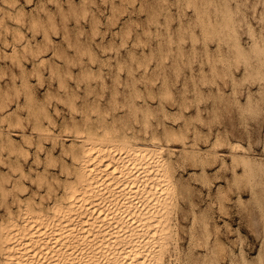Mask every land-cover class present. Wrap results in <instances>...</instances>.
<instances>
[{"label": "rangeland", "instance_id": "374dc122", "mask_svg": "<svg viewBox=\"0 0 264 264\" xmlns=\"http://www.w3.org/2000/svg\"><path fill=\"white\" fill-rule=\"evenodd\" d=\"M10 1H12V2L16 1L14 3L15 5L13 4L9 7L8 4L11 3ZM31 1H32V3H31ZM35 1L36 0H7V2H4V1L2 2V0H0V7H1L0 8V14H2V15H0V22H1L0 28L4 27V29H6V30H4L3 28H2L3 30L0 29V33H1L0 34V51H1L0 52V69L2 70V73L0 72V75H1L0 76V85L3 86V88L0 87L1 88L0 92L4 91L3 94L1 92V94H2L1 96L4 97L3 99L7 98L6 97L7 94L9 96V98H7V99H9V101H7V99H5L4 102H2L3 100H2V97L0 96V101L2 103H5L4 104L5 106L4 105L2 106V103L0 102V104H1L0 108L3 107V109H0V110H2V111H0V117H1L0 118V134H1V136H0V139H1L0 140V151H1L0 152V162L2 163L4 161V164L3 163L0 164V174L1 175L4 174V176H2V177H5L4 179L6 180V181L4 180L3 181L4 183H3L1 181L3 179L0 175V179H1L0 180L1 181V183H0V192H1L0 193V198H1L0 204H2V205H0L1 206L0 216L2 215L0 217V223H3V221L8 217V215L11 212H12L11 217H14V220H16V218L20 215L21 210H24L27 206L30 208H33V206H35L34 208L36 210H40L43 212L44 211L45 212L51 211V209H52L51 206H53L54 203H56L57 201H60V199H61L60 195L63 192V189L61 190V187L63 188L66 185V181H64V180H67L70 176L71 177L73 176V171H71V170H74L75 165L71 159H72L73 154L76 151L78 152L81 148V146H80L81 145V139L80 138L84 137L86 132L89 131V132H92L91 135L93 137H97V139L102 138V139H104V141L106 143L116 145V144L121 142L122 136H125L126 134L130 135L129 137L132 136L133 132H136V134H140V135L144 134L143 130L140 128V125H141V117L140 116L142 115L140 110L141 111L143 110L140 108L142 107V108L146 109V107H147V109H148L150 106L151 108H149V111L153 110L154 112L152 111L153 113H150L147 116L149 119L147 118L145 121H146V123L150 122L151 125L157 129V132L159 134L158 144H161L164 146L167 145L171 150L170 151L171 154H169V157H170L169 160H170V163L172 164V165L170 164V170H171L170 174H171V179L173 178L172 180L174 182V191L172 192L173 204L170 207L171 211L169 214L170 222L172 225H171L170 234H169L170 237L166 240V249L164 251V257L167 260L166 259L163 260L164 261L163 264H167V263L168 264H175V263L176 264H180V263L181 264H206V262L208 264L213 263V262H210L211 258L208 257L209 255L205 254L204 253L205 251L203 252V250L205 248L204 244L206 243V240L208 238L207 231L205 230L208 228L204 227V226H206V225L208 226V221H209V217L207 218V216L209 215L207 212L208 203H207V198L205 196L206 195V189L205 188H207L206 185L208 184L207 178H209V179H211V181H213L212 182L213 188H214L213 197H214V203L216 204V205L213 204L215 216H217V203H216L217 198L215 196L216 190H217V185L219 188H222L221 190L225 193L224 196L226 198L230 197L226 200V205H225L226 208L224 207V214H225L224 216L225 217L223 219H219L217 217L216 222H219L217 224H220L219 227H221L225 231V234H227V236H228L227 237V245L228 244L231 245L233 250L236 251V254H237L236 259L238 257L241 258V256L245 254L244 256H246L247 261H251V264H264V0H215V1L214 0L213 1L212 0H193V2H192V0H188V1L187 0L186 1L185 0H180V1L179 0H157V1L156 0H68L69 2L67 0H37L36 2ZM8 2H10V3H8ZM218 2H221V3H218ZM6 3H8V4H6ZM224 3L227 5L226 6L227 8H229V6H230V8L227 9L225 7ZM195 5L196 6L198 5V7L200 6V8L195 7ZM12 6L14 9L12 8ZM208 6H210V7L206 9V7H208ZM139 8H140V10H139ZM202 8L204 10L205 9L206 10L204 11V10H202ZM215 8H217V10L219 9V12L222 9V12L219 13ZM11 9H13L14 11ZM195 9H196V11H195ZM197 9H199V11ZM3 10L5 11L4 12L5 15L3 14ZM225 10H227V13L225 12ZM6 11H8V12L10 11L9 14ZM197 11L199 12V14L197 13ZM25 12H27V13H25ZM231 12L233 15H231ZM210 15H211V17H210ZM12 16H14L15 18L14 17L12 18ZM200 16L203 17L204 20H202V18L200 19ZM16 17L18 19L17 22L19 24L16 22ZM218 17L221 20H219V19L216 20ZM10 18H12V19H10ZM211 18H212V20H211ZM14 19H15V22H14ZM147 20H149V21H147ZM156 20H157V22H156ZM201 20H202V22L205 21V23L207 25L204 26V23L202 25ZM23 21H24V23H22ZM36 21L37 22L39 21V22L37 23ZM222 21H225V22H222ZM226 21L228 24L230 23L231 27L228 26ZM2 22L5 25H3ZM41 23H42V26H40ZM1 24H2V26H1ZM153 24H156V25H153ZM213 24L216 27L218 26L220 29L218 27L216 28ZM30 25L32 26L31 29H30ZM37 25L40 27H38ZM225 26H226V28H225ZM204 27L208 28L207 30H209V32L206 30H203V29H205ZM212 27L215 28V31L211 30ZM222 27L224 28V30L222 29ZM27 29H28V31H27ZM30 30H31V32H30ZM148 30H149V32H148ZM221 30H222V33H221ZM4 31H6V32H4ZM12 32H15L14 33L15 35H12L13 34ZM204 32H205V34H204ZM218 33H219V35H218ZM2 34H4V36ZM16 34H18V36ZM206 34H208L209 37ZM215 34L218 35L219 37L214 36ZM229 34H231V36H229ZM5 35H6V39L8 37L7 40H9V38H10L11 41L10 40L7 41L5 39ZM210 35L211 36L213 35V36L211 37ZM34 36L36 38H34ZM45 36H46V38H45ZM137 36H139V37H137ZM153 36H155V37L153 38ZM2 37L4 38V40ZM14 37H15L16 41L14 40ZM178 37L180 39H178ZM232 37H234L236 40ZM208 38H210V39H208ZM212 38H213V40H212ZM219 38L221 40H219ZM25 39H26V41H25ZM138 39L140 41H138ZM165 39H167V40L169 39V41L167 42V40H165ZM181 39H182V42H181ZM189 39H190V41H189ZM198 39H199V42L197 43ZM35 40H37V41L35 42ZM124 40H125V42H124ZM205 40H207V42H205ZM217 40H219V41H217ZM20 41L22 43H20ZM146 41H148V42H146ZM164 41H166V42H164ZM179 41H180V43H179ZM203 41H204V43H203ZM7 42H8V44L10 43L9 46H8ZM17 42H19V44ZM123 42L125 45L122 44ZM170 42H172V43H170ZM217 42H220V44ZM37 43L39 45H37ZM167 43H170V44H167ZM1 44H3V45L5 44V45L3 46ZM217 44H219V45H217ZM121 45L124 47H122ZM178 45H179V48H178ZM232 45H234V46H232ZM32 47H34V48H32ZM37 47H38V49H37ZM198 47H200V48H198ZM35 48L37 49V51L35 50ZM159 48H161V50ZM193 48H195V49H193ZM11 49H13V50L11 51ZM26 49H28L29 51ZM31 49L34 52L36 51L35 55L31 51ZM178 49H180V51ZM127 50H129L130 52ZM203 50H204V52H203ZM132 51L134 52V54ZM168 51H170L169 54H168ZM153 52H156V53H153ZM178 52H179V56H178ZM20 53L22 54V56ZM27 53H29V54H27ZM194 53H195V56H194ZM200 53H202V54H200ZM208 53H210V56L208 55ZM157 54H158V56H157ZM31 55H32V57H31ZM39 55H41V58ZM150 56H151V58H149ZM166 56L168 57L167 58L168 60L166 59ZM192 56H193V58H192ZM135 57H137V58H135ZM208 57H210V59ZM19 58H21V61ZM123 58H124V61L126 60V65H125V62H122ZM141 58H142V60L140 61ZM159 58H160V60H159ZM162 58H163V60H161ZM181 58H182V60H181ZM132 59H134V60H132ZM175 59H176V63H175ZM188 59H190L191 61L189 60L190 61L189 62ZM223 59H225V60H223ZM207 60L210 62V64ZM220 60L221 61L223 60V61L221 62ZM31 61H32V64H31ZM138 61L140 62V64H143V62L145 61L144 64L142 65L143 66L142 68H141V65L138 64L139 63ZM160 61H162V62H160ZM192 61H194V62L192 63ZM65 62H67V63H65ZM33 63L35 65L37 64L38 68ZM184 63H185V65H184ZM189 63L191 65V68H189L190 67ZM225 63H226V65H225ZM120 64H121V66H120ZM176 64L178 67L176 66ZM32 65H33V67H31ZM116 65H118L119 67L118 66L116 67ZM146 65H148V68ZM154 65L156 66L155 68H154ZM161 65H162V67H161ZM173 65H174V67L176 66L178 68V71L180 70L179 73L177 72L176 67H175L176 70L174 69ZM127 66H129V68H131V69H129ZM185 66H187V67H185ZM20 67H22V69ZM88 67L89 68L93 67L94 70L92 68H91L92 70L91 69L89 70ZM120 67H121V69H119ZM164 67H165V69H164ZM57 68H59V70H57ZM145 68L148 71H146ZM206 68H208V69H206ZM68 69H69V72L67 71ZM86 69H87V71H86ZM152 69H154V70H152ZM35 70H37L38 72H34ZM65 70L67 72H65ZM96 70H98V71H96ZM100 70L103 72H101ZM121 70H122V72H120ZM181 70H183V71H181ZM209 70L213 71L214 74H213V72H211ZM23 71H24V73H23ZM57 71H59V73H57ZM112 71L115 74H112L113 73ZM135 71H137V72L135 73ZM149 71H151V72H149ZM158 71H160V72H158ZM21 72H22V74H21ZM100 72H101V78L98 79V77L100 76ZM127 72H129V73H127ZM25 73H27V74H25ZM38 73L42 77L39 76L40 77L39 78ZM87 73L89 75L91 74L90 77ZM183 73H184V75H183ZM11 74H13V75H11ZM95 74H96V76H95ZM116 74H118V75H116ZM130 74H132V76ZM147 74L149 77L147 76ZM161 74L164 75L165 79L161 76ZM191 75H192L193 79H192V77H190ZM203 75H204V77H203ZM12 76H13V78L11 79L10 77H12ZM76 76H77V78H76ZM86 76L89 80L86 79ZM180 76H182V77H180ZM201 76H202V78H201ZM93 77H95L94 80H92ZM113 77H114V79H112ZM145 77L149 78V80H150L149 86H145V83H146ZM208 77H211L212 79L211 78L208 79ZM65 78L67 81L64 80ZM102 78L104 81L102 80ZM137 78L139 81L137 80ZM151 78L154 81H152ZM131 79L133 80L132 82H131ZM157 79H158V81H157ZM163 79H164L165 83L163 82ZM206 79H207V81H206ZM22 80H23V82L26 83V85H24L25 83L22 85ZM113 80H114V82H113ZM92 81H94L95 83ZM176 81H178V83ZM61 82H64L65 86ZM154 82H156V84H158L159 86H157ZM168 82L169 83L171 82L174 85H170L171 83L169 84ZM210 82H212V83H210ZM77 83H78V85H76ZM132 83H134V85ZM6 84H8V85H6ZM28 84H29V87H26V86H28ZM87 84H89L91 86H89ZM103 84H105V85H103ZM124 84L127 86H125ZM15 85L16 86L18 85L17 86L18 89L15 88L16 87ZM21 85L23 86V88H21ZM131 85H133V88ZM164 85L166 86L165 88H163ZM7 86H8V89L6 90L5 88H7ZM9 86H11V87H9ZM59 86H60V88H59ZM84 86L87 88H85ZM104 86H105V88H104ZM96 87H98V88H96ZM111 87H112V89H111ZM26 88H28V89H26ZM29 88H31V89H29ZM90 88H91L92 92L90 91ZM103 88H104V90H103ZM145 88L147 89L146 91H145ZM25 89H26V91L28 90L29 92L27 93L25 91ZM65 89H67V90H65ZM120 89L121 90L123 89V90L121 91ZM159 89L161 92L159 91ZM30 90H32V91H30ZM68 90L70 91L71 94L69 93ZM87 90L89 92H87ZM137 90L139 92L135 93ZM153 90H154V92H153ZM17 91H18V93H17ZM71 91L73 92V94ZM85 91H86V93H85ZM110 91H112V92H110ZM163 91H165V92H163ZM6 92H7V94H6ZM19 92H21V93H19ZM54 92L58 96L59 95L60 96L59 97L57 95L54 96ZM169 92H171V93H169ZM4 93H5V95H4ZM15 93L19 94V95L17 96ZM87 93L89 94V96L87 95ZM163 93H165V94H163ZM182 93H183V95H182ZM25 94H27V95L29 94L28 95L29 97L28 96L26 97V98H28V99H26L27 101L25 100V97H23V96H26ZM30 94H32V97L35 100H37V101L34 100L36 102V105L34 104L35 106L32 105L34 101L32 100L33 98L31 97ZM64 94H66V95H64ZM101 94H102V96H101ZM118 94H120V95H118ZM129 94H130V96H129ZM154 94L157 97L154 98V96H155ZM162 94H163V96H160ZM166 94L169 95L168 96L169 98L171 97L173 99L170 98L168 100V97ZM11 95H12V97H11ZM69 95L71 96L72 99L70 98ZM75 95H78V97H76ZM95 95H97V96H95ZM139 95L140 96L144 95V96L140 98ZM146 95H147V97H146ZM152 95H153L154 101H152L153 100V98L151 97ZM13 96H14V98H13ZM99 96H101V97H99ZM112 96L113 97L115 96L114 97L115 100H114V98L113 99L111 98ZM55 97L57 98V101H56ZM60 97H62V98H60ZM126 97H128V98H126ZM129 97H131L132 99ZM66 98H69V99L65 101ZM30 99H31V101H30ZM73 99H74V102H73ZM110 99H111V101H110ZM120 99H121V101H120ZM124 99H126V100H124ZM104 100H105V102H104ZM128 100H129V102H128ZM145 100H146V102H144ZM16 101H18V102H16ZM61 101H63L64 103ZM27 102L29 103V105ZM30 102H32V104H30ZM79 102H80V104H79ZM141 102H143V104ZM121 103L123 104V106L121 105ZM145 103L147 104V106ZM175 103H177L178 106ZM116 104L117 105L119 104L118 107ZM179 104H180V106H179ZM25 105H27L28 107ZM31 105L33 107H31ZM130 105H131V107H130ZM138 105H139V107H137ZM144 105L146 107H144ZM157 105H158V107H157ZM7 106L9 109L6 108ZM15 106H17L18 108ZM37 106L40 109L42 107L43 110H44V108H45V110L47 108V110L43 111L41 109V111H39ZM132 106L134 109H132ZM19 107H21V108H19ZM96 107L98 108V111L95 112V114H94V111L97 110ZM122 107H124V108H122ZM58 108H59V111H58ZM80 108H81V110H79ZM135 108H137V109H135ZM164 108H165V110H167L166 112H164L165 111ZM184 108H186V109H184ZM18 109H20V111ZM31 109H33V110L36 109V110L33 111ZM61 109L63 112L61 111ZM87 109H88V111H87ZM168 109L170 110L171 113L169 112ZM27 110H28V114L26 113ZM37 110L39 111V113ZM69 110H70L71 115L69 114ZM85 110H86V114H84ZM102 110H103V112H102ZM133 110H135V112ZM161 110H164V111H161ZM175 110L178 111V113H176ZM29 111H30V115H29ZM31 111H33L32 114H31ZM35 111H37V113H34ZM74 111H76V113ZM80 111H82V112H80ZM107 111H109V113H108L109 116L107 114ZM129 111H130V113H129ZM58 112H59V114H57ZM101 112H102V117L100 115ZM14 113H17V115L16 114L14 115ZM19 113H21V114H19ZM45 113H47L48 116ZM134 113L135 114L138 113V114H136L137 116H135ZM174 113H175V115H174ZM10 114L14 119L10 116ZM73 114H74V116H73ZM89 114H90V117H89ZM126 114H128L129 116ZM151 114H153V115H151ZM181 114H182V116H180ZM31 115H33V116H31ZM50 115H51V117H49ZM170 115H172V116L174 115L173 118ZM16 116L19 118H17ZM27 116H28V118H27ZM41 116H43V117H41ZM45 116H47V117L44 118ZM132 116H134L133 119H132ZM163 116H164V118H162ZM169 116H170V118H168ZM179 116H180V119H179ZM10 117H11V120H10ZM33 117H34V119H33ZM84 117L89 119V121L86 119V121H87L86 122L84 120L85 119ZM96 117H98V118H96ZM127 117H128V119H127ZM177 117H178V119H177ZM184 117H186V118H184ZM111 118H113L115 121ZM46 119H48V120H46ZM50 119H51L52 123L49 122ZM70 119H72L73 121ZM121 119L122 120L124 119L123 120L124 126H126L128 124L125 128L122 125ZM135 119H136L137 123H135L136 122ZM172 119H174V120L176 119V121L174 122ZM33 120H36L35 121L36 125L34 124V122H31ZM37 120L39 121V123ZM101 120L103 122H101ZM109 120H110V122H108ZM125 120H126V124H125ZM160 120L162 122H160ZM28 121H30V122H28ZM78 121H81V122H78ZM99 121L101 123H99ZM182 121L185 123V126H184ZM8 122H10V123H8ZM53 122L56 125H54ZM88 122H89V125L87 124ZM129 122H131V123H129ZM50 123L52 125H50ZM64 123H66L68 125H66ZM69 123H72V124H69ZM90 123H94L95 125L94 124L90 125ZM108 123H110V124L113 123V124L108 125ZM146 123H145V126H147ZM4 124L6 125V127ZM98 124L99 125L101 124V125L99 126ZM105 124H107V125L105 126ZM30 125H31V127L33 126L32 129L33 130L35 129L34 131L37 130V132L38 133L40 132V133L38 134L37 132H34L31 129ZM75 125H77V126H75ZM92 125H93V127H91ZM102 125H103V127H102ZM2 126H3V128H2ZM60 126H62V127L60 128ZM81 126H84V127H81ZM97 126L99 128L95 129ZM14 127H15V130H14ZM63 127L65 128V131H64ZM68 127H70L71 129ZM75 127L76 128L78 127V129H76ZM113 127H114V129H113ZM117 127L122 128V129H118ZM168 127H169V129H168ZM81 128H83V129H81ZM123 128L126 131V133L123 130ZM129 128L133 132H131ZM163 128L167 129V134L169 135V138H170L169 141L165 140L162 136ZM39 129H40V131H39ZM115 129H116V131H115ZM134 129H136V130H134ZM139 129H140V131H138ZM85 130H86V132H85ZM104 130H106V131H104ZM113 130H114V133H113ZM180 130H181V132H179ZM21 131H23V132H21ZM72 131H74L76 136L74 135V133ZM111 131H112V135H113L112 137H111ZM64 132H66L65 133L66 136H65V134H63ZM81 132L82 133L84 132V133L82 134ZM23 133L25 134V136ZM67 133L68 134L70 133V134L68 135ZM169 133L172 134L171 137H170ZM18 134H20V135H18ZM61 134H63V135H61ZM117 134H119V135H117ZM177 134H178V136H177ZM6 135H7V139H6ZM60 135L63 136V138ZM179 135H180V138H179ZM182 135L186 136L185 137L186 140L183 138L184 136H182ZM28 136H29V138H28ZM36 136H38V138H36ZM17 137L19 139H17ZM22 137H24V138L22 139ZM39 137H41V139L35 141L36 139H39ZM45 137H48V138H45ZM54 137L56 138V140ZM64 137H67V138L65 139ZM74 137L76 139H74ZM110 137H111V139H110ZM119 137H121V138L119 139ZM71 139L73 140V142ZM10 140L11 141L15 140L16 142L14 141V144H13V143H11ZM23 140H26V141L24 142ZM53 140H54V143H52ZM58 140L60 143H58ZM74 140L77 141L78 143H76ZM172 140H173V142H172ZM4 141H6V142H4ZM29 141H31L33 146H31V144L28 145L30 143ZM130 141L132 143L136 142L134 137L131 138ZM160 141H161V143H160ZM181 141L184 144H182ZM1 142H3V144ZM7 142L10 144H13V146L12 145L9 146V144ZM17 143L19 145H21V147ZM62 143H63V146L61 145ZM188 143H190V144H188ZM16 145L19 147H17ZM73 145H76L77 147H75ZM170 145H172V146H170ZM2 146H3V148L4 147L5 148L2 149L1 148ZM40 146L43 149H41ZM70 146L71 147L73 146L74 149L72 150L73 147L71 148ZM193 147H194V149H193ZM207 147H208V149H207ZM63 148L65 149L64 150L65 152L61 151V150H63ZM66 148L70 149V152L68 150L66 151ZM77 148H79V150H77ZM116 148H117V146H114V149H116ZM231 148H232V150H231ZM7 149H9L10 151H8ZM17 149H19V150L17 151ZM22 150H23V152H22ZM33 150L34 151L36 150L35 154H34ZM45 150L48 151L49 153L46 152ZM189 150H190V152H189ZM199 150H200V152H199ZM202 150H204V152ZM213 150H216L217 152L216 151L214 152ZM225 150H227V151H225ZM13 151L14 152L16 151V152L14 153ZM20 151H21V153H19ZM24 151H25V153H24ZM59 151H61V152H59ZM194 151H195V154L193 153ZM7 152H9V153H7ZM185 152H187V153H185ZM210 152H211V154H210ZM227 152H230V153H227ZM18 153L20 156L19 155L16 156V154H18ZM65 153L66 154L69 153V154L66 155ZM179 153L181 154V156ZM201 153H203V154H201ZM207 153H209L210 157L208 156ZM212 153H213V155H212ZM217 153L219 154L218 155L219 159L217 158ZM8 154H11V155H8ZM24 154L26 157L23 156ZM166 154L167 153L165 152V155ZM172 154H174V155H172ZM200 154L203 155V157ZM31 155L33 156L34 159L31 157ZM182 155L185 157L184 159H183ZM211 155H212L213 159H211ZM1 156H3L2 157L3 159H1ZM36 156H37V158L39 157L38 159H39L40 163H39L38 159L36 158ZM167 156H168V154H167ZM9 157H10V159H9ZM200 157L203 158V161H201L202 159L200 160ZM23 158L24 159L27 158V159L24 160ZM204 159H206V161H204ZM214 159H218V160H214ZM36 160H37V164H35ZM62 160H63V162L66 161L65 162L66 164L65 163L63 164ZM184 160H185V162H184ZM209 160H210V162H208V163H210V164L204 163V162H207ZM19 161L22 164H20ZM222 161H225L226 163L222 162ZM5 162H8V163H5ZM70 162H72V164H70ZM55 163H57V164H55ZM60 163L62 164L61 167L59 166ZM214 163H215V165H214ZM18 164H20V165H18ZM39 164H40V166H39ZM44 164H46V165H44ZM16 165H17V167L18 166H20V167L17 168ZM64 165H66L67 167L63 169L62 167H64ZM212 165H214V166H212ZM29 166L31 167V170H35V171H31ZM58 166H59V168H58ZM201 166L202 167L204 166L203 167L204 169ZM14 167H15V169H14ZM70 167H72V168H70ZM11 168L14 169L15 171L13 170L14 171L13 172ZM16 169L17 170L21 169L23 171H21V170L17 171ZM65 169L66 170L68 169L70 171L69 174L72 172L71 173L72 175L70 174V176H68L67 175L68 172L66 173ZM36 170H38V171H36ZM215 170H217V171H215ZM2 171H3V173H2ZM42 171H43V173H42ZM58 171L60 173H58ZM61 171H62V173H61ZM175 171H176V173H174ZM4 172L6 174H8V176ZM21 172H25V173H23V174H25V177L23 176V174ZM37 174H39L38 177H37ZM65 174L67 176H65ZM203 174L205 175V177ZM21 175H22V177H21ZM41 175H42V177H41ZM43 175H44V177H43ZM184 175L185 176L187 175V176L185 177ZM28 176L32 177L33 179H31ZM48 176H50V179H48L49 178ZM55 176H56V178H55ZM8 177H10V179ZM39 177H41L42 179ZM53 177H54V181H53ZM218 177H220L222 180ZM6 178H8L9 181ZM17 178L20 181H22V183L19 182V180L17 182ZM36 178L37 179L39 178V179L36 180ZM226 178H228V179H226ZM12 179H15L16 181L12 180ZM184 179H185V181H184ZM39 180H40V182H39ZM60 180H61V182H59ZM175 180H177V181H175ZM63 182H65V184ZM40 183H42V184H40ZM20 184L23 186H20ZM2 185H3V187H2ZM17 185H19V186H17ZM60 185H62V186H60ZM175 185H176V187H175ZM24 187H27V190ZM48 187H50L52 191ZM177 187H178V189H177ZM22 188H24V189H22ZM41 188H43V189H41ZM58 188H60V189H58ZM56 189H58L57 192H56ZM181 189L183 192L179 191ZM10 190H12V191H10ZM33 191H34V193H33ZM204 191H205V193H204ZM11 192L13 194L12 196H11ZM39 192H41V193H39ZM180 192H182V193H180ZM29 193H32V194H29ZM178 193H180L181 195L180 194L176 195ZM33 194H35V195H33ZM24 195H25V197H24ZM40 195H42L44 198ZM52 195L56 198H53ZM13 196H14V198H13ZM57 196H58L59 200L57 199ZM26 197L27 198L29 197V199H27ZM30 197H32V198H30ZM181 197L183 199H181ZM23 198H25V199H23ZM25 200L26 201L29 200L32 202L28 203V201L26 202ZM2 201H4V202L2 203ZM34 202H36V203H34ZM52 202H53V204H52ZM5 203H6V205H7L6 207L9 211L6 210ZM12 203H14V204L12 205ZM192 205H193V207H192ZM204 208H206V209H204ZM179 209H180V212L178 211ZM14 212H16V214L18 212L19 214H17V215L15 214L16 215L15 216V215H13ZM183 214H184V216H183ZM191 214L193 217L191 216ZM227 217H228V219H227ZM19 218H20V216H19ZM19 218H17V220H20ZM196 218L198 219L197 223H196V221H197ZM205 218H207V220ZM174 221H176V222H174ZM224 221L226 223L227 222L228 223L225 224ZM192 223H194V224H192ZM174 224H175V226L178 225V226H176L177 228L174 226ZM193 225L195 226V228ZM184 226H185V228H183ZM190 226H192V227H190ZM228 226H229V228H228ZM190 228H192L193 230H191ZM231 228H232V230H231ZM191 231H193V232L191 233ZM230 232H232V233H230ZM196 233H197V235H196ZM191 234H192V237L195 234V236L193 237L194 241H192L193 239L191 238ZM232 237H234V238H232ZM175 239H177V240H175ZM201 240H203L204 242H201ZM171 241H173V242L171 243ZM192 242H194V244L195 243L196 244L194 245ZM201 244H203L204 246ZM173 246H174V248L175 247L176 248L174 249ZM169 248H171V249H169ZM179 248L182 250L180 251ZM239 249H240V251H239ZM168 250H170L171 253ZM171 250H174V252ZM177 250L179 251V253ZM188 250H190L191 254L189 253ZM243 250H244V252H243ZM183 254L186 256H183ZM179 255H180V257H179ZM204 255L207 256V258ZM164 257H163V259H164ZM187 258H188V260H187ZM170 260L172 262H170ZM184 260H185V262H184ZM197 260H199V261H197ZM237 261L240 262L239 259H237Z\"/></svg>", "mask_w": 264, "mask_h": 264}, {"label": "bare ground", "instance_id": "6f19581e", "mask_svg": "<svg viewBox=\"0 0 264 264\" xmlns=\"http://www.w3.org/2000/svg\"><path fill=\"white\" fill-rule=\"evenodd\" d=\"M7 2V0H2V2ZM37 1V0H36ZM35 1V2H36ZM68 1V0H67ZM157 1V0H156ZM180 1V0H179ZM186 1V0H185ZM188 1V0H187ZM213 1V0H212ZM215 1V0H214ZM11 2V3H10ZM10 2H8V3H10V4H8V3H6V4H8L9 5V7L11 6V5H13L15 2L13 1H10ZM30 2V1H29ZM40 2V1H39ZM69 2V1H68ZM192 2H193V0H192ZM209 2V1H208ZM222 2V1H221ZM221 2H218V3H221ZM227 2V1H226ZM31 3H32V1H31ZM41 3V2H40ZM71 3V2H70ZM182 3V2H181ZM198 3V2H197ZM212 3V2H211ZM214 3V2H213ZM17 4V3H16ZM36 4V3H35ZM223 4V3H222ZM225 4V3H224ZM228 4V3H227ZM15 5V4H14ZM37 5V4H36ZM181 5V4H180ZM211 5V4H210ZM214 5V4H213ZM17 6V5H16ZM216 6V5H215ZM214 6V7H215ZM227 5L225 4V7H226ZM151 7V6H150ZM195 7H198V5L196 6L195 5ZM194 7V8H195ZM210 6H208V7H206V9L207 8H209ZM220 7V6H219ZM222 7V6H221ZM1 8V7H0ZM12 8H13V6H12ZM22 8V7H21ZM20 8V9H21ZM24 8V7H23ZM37 8V7H36ZM142 8V7H141ZM198 8H200V6L198 7ZM227 8V7H226ZM229 8H230V6H229ZM229 8H227V9H229ZM14 9V8H13ZM13 9H11V10H13ZM26 9V8H25ZM150 9V8H149ZM152 9V8H151ZM205 9V10H206ZM216 10H217V8H215ZM224 9V8H223ZM133 10V9H132ZM139 10H140V8H139ZM156 10V9H155ZM198 11H199V9H197ZM202 10H204L203 8H202ZM204 10V11H205ZM215 10V11H216ZM14 11V10H13ZM131 11V10H130ZM134 11V10H133ZM166 11V10H165ZM195 11H196V9H195ZM197 11V13L199 14V12ZM211 11V10H210ZM218 12H219V9L217 10ZM4 10H3V14H4ZM8 14H9V12L8 11H6ZM155 12V11H154ZM207 12V11H206ZM214 12V11H213ZM220 12H222V9H221V11ZM219 12V13H220ZM225 12L227 13V10H225ZM6 13V14H7ZM12 13V12H11ZM10 13V14H11ZM25 13H27V12H25ZM29 13V12H28ZM7 14V15H8ZM23 14V13H22ZM201 14V13H200ZM205 14V13H204ZM209 14V13H208ZM213 14V13H212ZM0 15H2V14H0ZM5 15V14H4ZM12 15V14H11ZM154 15V14H153ZM163 15V14H162ZM202 15V14H201ZM230 15V14H229ZM231 15H233L232 14V12H231ZM158 16V15H157ZM221 16V15H220ZM14 16H12V18H13ZM210 17H211V15H210ZM209 17V18H210ZM12 18H10V19H12ZM15 18V17H14ZM202 18V20H204L203 19V17H201L200 16V19ZM224 18V17H223ZM234 18V17H233ZM24 19V18H23ZM219 19V17L216 19V20H218ZM17 17H16V22H17ZM202 20H201V22H202ZM211 20H212V18H211ZM219 20H221V19H219ZM225 20V19H224ZM21 21V20H20ZM147 21H149V20H147ZM208 21V20H207ZM206 21V22H207ZM7 22V21H6ZM5 22V23H6ZM14 22H15V19H14ZM35 22V21H34ZM37 22V21H36ZM39 22V21H38ZM37 22V23H38ZM131 22V21H130ZM156 22H157V20H156ZM155 22V23H156ZM222 22H225V21H222ZM233 22V21H232ZM231 22V23H232ZM1 23V22H0ZM3 23V22H2ZM18 23V22H17ZM16 23V24H17ZM22 23H24V21L22 22ZM36 23V24H37ZM147 23V22H146ZM203 23H204V26L205 25H207L206 23H205V21H203L202 22V25H203ZM208 23V22H207ZM212 23V22H211ZM214 23V22H213ZM221 23V22H220ZM226 23H227V21H226ZM8 24V23H7ZM6 24V25H7ZM19 24V23H18ZM31 24V23H30ZM201 24V23H200ZM228 24V23H227ZM234 24V23H233ZM3 25H5L4 23H3ZM32 25V24H31ZM30 25V29L32 28V26ZM153 25H156V24H153ZM214 25V24H213ZM212 25V26H213ZM217 25V24H216ZM219 25V24H218ZM221 25V24H220ZM224 25V24H223ZM222 25V26H223ZM232 25V24H231ZM1 26H2V24H1ZM16 26V25H15ZM19 26V25H18ZM38 26V25H37ZM36 26V27H37ZM40 26H42V23H41V25ZM40 26H38V27H40ZM215 26V25H214ZM228 26H230V23L228 24ZM227 26V27H228ZM21 27V26H20ZM19 27V28H20ZM44 27V26H43ZM155 27V26H154ZM216 27V26H215ZM218 27V26H217ZM216 27V28H217ZM231 27V26H230ZM233 27V26H232ZM3 29H4V27H2ZM2 28H0V29H2ZM6 28V27H5ZM205 28V27H204ZM214 27H212V31L214 30L215 31V28L213 29ZM219 28V27H218ZM225 28H226V26H225ZM2 29V30H3ZM153 29V28H152ZM208 28H205V29H203V30H206V31H208L209 32V30H207ZM220 29V28H219ZM218 29V30H219ZM222 29L224 30V28L222 27ZM4 30H6V29H4ZM21 30V29H20ZM24 30V29H23ZM33 30V29H32ZM238 30V29H237ZM25 31V30H24ZM27 31H28V29H27ZM128 31V30H127ZM154 31V30H153ZM205 31V32H206ZM4 32H6V31H4ZM26 32V31H25ZM30 32H31V30H30ZM34 32V31H33ZM129 32V31H128ZM140 32V31H139ZM148 32H149V30H148ZM157 32V31H156ZM155 32V33H156ZM203 32V31H202ZM205 32H204V34H205ZM207 32V33H208ZM13 33V34H12ZM11 34L12 35H15L14 33L15 32H12ZM17 33V32H16ZM35 33V32H34ZM131 33V32H130ZM129 33V34H130ZM138 33V32H137ZM213 33V32H212ZM220 33V32H219ZM219 33H218V35H219ZM221 33H222V30H221ZM1 34V33H0ZM127 34V33H126ZM128 34V35H129ZM151 34V33H150ZM214 34V33H213ZM3 36H4V34H2ZM17 36H18V34H16ZM35 35V34H34ZM208 37H209V35L208 34H206ZM218 35H214V36H216V37H219ZM236 35V34H235ZM238 35V34H237ZM22 36V35H21ZM151 36V35H150ZM211 36V35H210ZM213 36V35H212ZM211 36V37H212ZM229 36H231V34H229ZM233 36V35H232ZM16 37V36H15ZM15 37H14V40H15ZM24 37V36H23ZM30 37V36H29ZM44 37V36H43ZM137 37H139V36H137ZM155 36H153V38H154ZM163 37V36H162ZM204 37V36H203ZM235 37V36H234ZM234 37H232V38H234ZM238 37V36H237ZM3 38V37H2ZM1 38V39H2ZM21 38V37H20ZM19 38V39H20ZM31 38V37H30ZM34 38H36L35 36H34ZM45 38H46V36H45ZM221 38V37H220ZM219 38V40H221ZM236 38V37H235ZM234 38V39H235ZM5 39H6V35H5ZM7 39H8V37H7ZM6 39V40H7ZM13 39V38H12ZM23 39V38H22ZM124 39V38H123ZM178 39H180L179 37H178ZM208 39H210V38H208ZM207 39V40H208ZM3 40H4V38H3ZM5 40V41H6ZM9 40H10V38H9ZM9 40H7V41H9ZM132 40V39H131ZM159 40V39H158ZM165 40H167V39H165ZM207 40H205V42H207ZM212 40H213V38H212ZM215 40V39H214ZM219 40H217V41H219ZM236 40V39H235ZM2 41V40H1ZM11 41V40H10ZM16 41V40H15ZM19 41V40H18ZM25 41H26V39H25ZM37 40H35V42H36ZM138 41H140L139 39H138ZM156 41V40H155ZM169 41V39L167 40V42ZM176 41V40H175ZM184 41V40H183ZM189 41H190V39H189ZM14 42V41H13ZM32 42V41H31ZM39 42V41H38ZM122 42V41H121ZM124 42H125V40H124ZM124 42L122 43V44H124ZM146 42H148V41H146ZM163 42V41H162ZM164 42H166V41H164ZM174 42V41H173ZM181 42H182V39H181ZM199 42V39H198V41H197V43ZM4 43V42H3ZM18 44H19V42H17ZM20 43H22L21 41H20ZM24 43V42H23ZM136 43V42H135ZM141 43V42H140ZM158 43V42H157ZM160 43V42H159ZM170 43H172V42H170ZM170 43H167V44H170ZM179 43H180V41H179ZM195 43V42H194ZM196 43V44H197ZM203 43H204V41H203ZM217 43H219L220 44V42H217ZM7 44H8V42H7ZM10 44V43H9ZM9 44H8V46H9ZM133 44V43H132ZM142 44V43H141ZM176 44V43H175ZM219 44H217V45H219ZM236 44V43H235ZM1 45H3V44H1ZM5 45V44H4ZM3 45V46H4ZM23 45V44H22ZM37 45H39L38 43H37ZM125 45V44H124ZM138 45V44H137ZM158 45V44H157ZM208 45V44H207ZM206 45V46H207ZM34 46V45H33ZM122 46V45H121ZM135 46V45H134ZM145 46V45H144ZM159 46V45H158ZM168 46V45H167ZM232 46H234V45H232ZM14 47V46H13ZM18 47V46H17ZM28 47V46H27ZM122 47H124V46H122ZM171 47V46H170ZM193 47V46H192ZM10 48V47H9ZM12 48V47H11ZM32 48H34V47H32ZM154 48V47H153ZM178 48H179V45H178ZM181 48V47H180ZM198 48H200V47H198ZM197 48V49H198ZM206 48V47H205ZM4 49V48H3ZM2 49V50H3ZM20 49V48H19ZM23 49V48H22ZM37 49H38V47H37ZM37 49L35 48V50L37 51ZM155 49V48H154ZM157 49V48H156ZM160 50H161V48H159ZM177 49V48H176ZM191 49V48H190ZM193 49H195V48H193ZM208 49V48H207ZM13 49H11V51H12ZM26 50H28V49H26ZM25 50V51H26ZM41 50V49H40ZM151 50V49H150ZM158 50V49H157ZM179 51H180V49H178ZM192 50V49H191ZM205 50V49H204ZM204 50H203V52H204ZM21 51V50H20ZM29 51V50H28ZM27 51V52H28ZM31 51H32V49H31ZM35 51V52H36ZM127 51H129V50H127ZM143 51V50H142ZM154 51V50H153ZM172 51V50H171ZM1 52V51H0ZM19 52V51H18ZM17 52V53H18ZM33 52V54L35 55V52L34 51H32ZM117 52V51H116ZM130 52V51H129ZM133 52V51H132ZM150 52V51H149ZM148 52V53H149ZM169 52L170 51H168V54H169ZM182 52V51H181ZM191 52V51H190ZM189 52V53H190ZM210 52V51H209ZM23 53V52H22ZM42 53V52H41ZM142 53V52H141ZM147 53V54H148ZM153 53H156V52H153ZM165 53V52H164ZM212 53V52H211ZM4 54V53H3ZM21 54V53H20ZM27 54H29V53H27ZM133 54H134V52H133ZM138 54V53H137ZM146 54V53H145ZM150 54V53H149ZM200 54H202V53H200ZM131 55V54H130ZM166 55V54H165ZM171 55V54H170ZM191 55V54H190ZM189 55V56H190ZM208 55L210 56V53H208ZM18 56V55H17ZM21 56H22V54H21ZM40 56V58H41V55H39ZM157 56H158V54H157ZM177 56V55H176ZM178 56H179V52H178ZM188 56V57H189ZM194 56H195V53H194ZM206 56V55H205ZM20 57V56H19ZM31 57H32V55H31ZM123 57V56H122ZM130 57V56H129ZM141 57V56H140ZM161 57V56H160ZM172 57V56H171ZM204 57V56H203ZM36 58V57H35ZM47 58V57H46ZM125 58V57H124ZM124 58H123V61L122 62H125V65H126V60L124 61ZM135 58H137V57H135ZM144 58V57H143ZM149 58H151V56L149 57ZM168 57L166 56V59H167ZM175 58V57H174ZM190 58V57H189ZM192 58H193V56H192ZM209 59H210V57H208ZM214 58V57H213ZM221 58V57H220ZM20 59V61H21V58H19ZM27 59V58H26ZM119 59V58H118ZM154 59V58H153ZM172 59V58H171ZM199 59V58H198ZM197 59V60H198ZM39 60V59H38ZM46 60V59H45ZM44 60V61H45ZM132 60H134V59H132ZM138 60V59H137ZM136 60V61H137ZM142 60V58L140 59V61ZM158 60V59H157ZM159 60H160V58H159ZM161 60H163V58L161 59ZM168 60V59H167ZM181 60H182V58H181ZM190 59H188V61H189ZM193 60V59H192ZM214 60V59H213ZM223 60H225V59H223ZM222 60V61H223ZM28 61V60H27ZM35 61V60H34ZM120 61V62H121ZM191 61V60H190ZM189 61V62H190ZM208 61V60H207ZM221 61V60H220ZM221 61V62H222ZM37 62V61H36ZM43 62V61H42ZM119 62V63H120ZM131 62V61H130ZM139 62V61H138ZM145 62V61H144ZM144 62H143V64H144ZM149 62V61H148ZM160 62H162V61H160ZM159 62V63H160ZM194 61H192V63H193ZM201 62V61H200ZM209 62V61H208ZM212 62V61H211ZM215 62V61H214ZM225 62V61H224ZM227 62V61H226ZM18 63V62H17ZM65 63H67V62H65ZM118 63V64H119ZM132 63V62H131ZM142 63V62H141ZM175 63H176V59H175ZM198 63V62H197ZM31 64H32V61H31ZM34 64V63H33ZM139 65H141V68L143 67L142 65L143 64H140V62L138 63ZM137 64V65H138ZM150 64V63H149ZM204 64V63H203ZM209 64H210V62H209ZM24 65V64H23ZM35 65V64H34ZM175 65V64H174ZM174 65H173V67H174ZM184 65H185V63H184ZM225 65H226V63H225ZM19 66V65H18ZM36 67H37V64L35 65ZM118 65H116V67H117ZM120 66H121V64H120ZM147 66V68H148V65H146ZM170 66V65H169ZM176 66H177V64H176ZM175 66V67H176ZM188 66V65H187ZM187 66H185V67H187ZM190 66V67H189ZM189 68H191V65H190V63H189ZM214 66V65H213ZM31 67H33V65L31 66ZM84 67V66H83ZM119 67V66H118ZM128 68H129V66H127ZM156 66L154 65V68H155ZM161 67H162V65H161ZM172 67V66H171ZM175 67H174V69H175ZM178 67V66H177ZM176 67V68H177ZM198 67V66H197ZM212 67V66H211ZM19 68V67H18ZM21 69H22V67H20ZM35 68V67H34ZM38 68V67H37ZM62 68V67H61ZM89 68V67H88ZM93 69V67H90L89 68V70L90 69ZM158 68V67H157ZM167 68V67H166ZM53 69V68H52ZM91 69V70H92ZM119 69H121V67L119 68ZM118 69V70H119ZM129 69H131V68H129ZM128 69V70H129ZM138 69V68H137ZM146 69V68H145ZM161 69V68H160ZM163 69V68H162ZM164 69H165V67H164ZM169 69V68H168ZM173 69V70H174ZM199 69V68H198ZM202 69V68H201ZM206 69H208V68H206ZM212 69V68H211ZM38 70V69H37ZM37 70H35L34 72H38ZM54 70V69H53ZM52 70V71H53ZM57 70H59V68H57ZM79 70V69H78ZM94 70V69H93ZM152 70H154V69H152ZM176 70V69H175ZM174 70V71H175ZM203 70V69H202ZM201 70V71H202ZM68 72H69V69L67 70ZM66 70H65V72H67ZM82 71V70H81ZM86 71H87V69H86ZM96 71H98V70H96ZM101 71V70H100ZM146 71H148L147 69H146ZM162 71V70H161ZM180 71V70H179ZM179 71H178V68H177V72L179 73ZM181 71H183V70H181ZM206 71V70H205ZM209 71H211V70H209ZM0 72L2 73V70L0 69ZM61 72V71H60ZM91 72V71H90ZM101 72H103V71H101ZM101 72H100V76L98 77V79L99 78H101ZM113 72V71H112ZM118 72V71H117ZM120 72H122V70L120 71ZM137 71H135V73H136ZM144 72V71H143ZM149 72H151V71H149ZM158 72H160V71H158ZM191 72V71H190ZM211 72H213V71H211ZM20 73V72H19ZM23 73H24V71H23ZM57 73H59V71H57ZM81 73V72H80ZM79 73V74H80ZM127 73H129V72H127ZM157 73V72H156ZM177 73V74H178ZM207 73V72H206ZM21 74H22V72H21ZM25 74H27V73H25ZM39 74V73H38ZM63 74V73H62ZM78 74V73H77ZM88 74V73H87ZM99 74V73H98ZM109 74V73H108ZM112 74H115L114 72L112 73ZM133 74V73H132ZM132 74H130L131 76H132ZM144 74V73H143ZM164 74V73H163ZM213 74H214V72H213ZM11 75H13V74H11ZM10 75V76H11ZM20 75V74H19ZM53 75V74H52ZM73 75V74H72ZM89 75V74H88ZM91 75V74H90ZM90 75H89V77H90ZM94 75V74H93ZM116 75H118V74H116ZM138 75V74H137ZM182 75V74H181ZM183 75H184V73H183ZM207 75V74H206ZM1 76V75H0ZM15 76V75H14ZM28 76V75H27ZM40 76V74L38 75V77ZM95 76H96V74H95ZM103 76V75H102ZM107 76V75H106ZM110 76V75H109ZM147 76H148V74H147ZM161 76L164 78V75H162L161 74ZM174 76V75H173ZM177 76V75H176ZM198 76V75H197ZM16 77V76H15ZM21 77V76H20ZM40 77H42V76H40ZM39 77V78H40ZM67 77V76H66ZM69 77V76H68ZM105 77V76H104ZM118 77V76H117ZM149 77V76H148ZM155 77V76H154ZM166 77V76H165ZM180 77H182V76H180ZM190 77H192V75L190 76ZM203 77H204V75H203ZM212 77V76H211ZM211 77H208V79L209 78H211ZM11 79L13 78V76L12 77H10ZM29 78V77H28ZM76 78H77V76H76ZM94 78L95 77H93L92 78V80H94ZM124 78V77H123ZM126 78V77H125ZM174 78V77H173ZM184 78V77H183ZM201 78H202V76H201ZM200 78V79H201ZM56 79V78H55ZM75 79V78H74ZM84 79V78H83ZM86 79H88L87 78V76H86ZM112 79H114V77L112 78ZM116 79V78H115ZM134 79V78H133ZM143 79V78H142ZM165 79V78H164ZM164 79H163V82H164ZM168 79V78H167ZM192 79H193V77H192ZM212 79V78H211ZM7 80V79H6ZM14 80V79H13ZM21 80V79H20ZM57 80V79H56ZM64 80H66V78L64 79ZM89 80V79H88ZM101 80V79H100ZM102 80H103V78H102ZM101 80V81H102ZM137 80H138V78H137ZM136 80V81H137ZM145 80H146V83H145V86H149V84H150V80H149V78H147V77H145ZM151 80H152V78H151ZM15 81V80H14ZM63 81V80H62ZM67 81V80H66ZM104 81V80H103ZM118 81V80H117ZM129 81V80H128ZM133 80L131 79V82H132ZM139 81V80H138ZM152 81H154V80H152ZM157 81H158V79H157ZM156 81V82H157ZM160 81V80H159ZM206 81H207V79H206ZM209 81V80H208ZM9 82V81H8ZM65 82V81H64ZM64 82H61L63 85H64ZM92 82H94V81H92ZM113 82H114V80H113ZM130 82V81H129ZM135 82V81H134ZM156 82H154L155 84H156ZM172 82V81H171ZM170 82V83H171ZM177 83H178V81H176ZM182 82V81H181ZM7 83V82H6ZM13 83V82H12ZM21 83V82H20ZM25 82H23V80H22V85L24 84ZM58 83V82H57ZM79 83V82H78ZM78 83L76 84V85H78ZM90 83V82H89ZM95 83V82H94ZM165 83V82H164ZM169 83V82H168ZM169 83V84H170ZM176 83V84H177ZM210 83H212V82H210ZM30 84V83H29ZM29 84H28V86H26V87H29ZM97 84V83H96ZM131 84V83H130ZM133 85H134V83H132ZM141 84V83H140ZM152 84V83H151ZM160 84V83H159ZM209 84V83H208ZM6 85H8V84H6ZM14 85V84H13ZM12 85V86H13ZM21 85V88H23V86ZM24 85H26V83L24 84ZM62 85V86H63ZM85 85V84H84ZM87 85H89V84H87ZM103 85H105V84H103ZM107 85V84H106ZM112 85V84H111ZM125 85V84H124ZM123 85V86H124ZM133 85H131L132 86V88H133ZM157 86H159L158 84H156ZM163 85V84H162ZM170 85H174V84H170ZM16 86V85H15ZM18 86V85H17ZM17 86L15 87V88H17ZM56 86V85H55ZM65 86V85H64ZM69 86V85H68ZM89 86H91V85H89ZM110 86V85H109ZM122 86V85H121ZM125 86H127V85H125ZM139 86V85H138ZM0 87H2L3 88V86H1L0 85ZM9 87H11V86H9ZM70 87V86H69ZM85 87V86H84ZM93 87V86H92ZM130 87V86H129ZM166 86L164 85V87L163 88H165ZM14 88V89H15ZM20 88V87H19ZM25 88V87H24ZM59 88H60V86H59ZM79 88V87H78ZM82 88V87H81ZM85 88H87V87H85ZM96 88H98V87H96ZM100 88V87H99ZM104 88H105V86H104ZM104 88H103V90H104ZM123 88V87H122ZM125 88V87H124ZM142 88V87H141ZM1 89V88H0ZM6 90L8 89V86H7V88H5ZM11 89V88H10ZM18 89V88H17ZM26 89H28V88H26ZM26 89H25V91H26ZM29 89H31V88H29ZM69 89V88H68ZM71 89V88H70ZM75 89V88H74ZM83 89V88H82ZM111 89H112V87H111ZM129 89V88H128ZM139 89V88H138ZM153 89V88H152ZM167 89V88H166ZM3 90V89H2ZM65 90H67V89H65ZM85 90V89H84ZM121 90V89H120ZM123 90V89H122ZM121 90V91H122ZM136 90V89H135ZM147 89L145 88V91H146ZM170 90V89H169ZM168 90V91H169ZM30 91H32V90H30ZM69 91V90H68ZM73 91V90H72ZM71 91V92H72ZM90 91H91V88H90ZM94 91V90H93ZM150 91V90H149ZM159 91H160V89H159ZM2 92V91H1ZM1 92H0V96L3 94V92H2V94H1ZM23 92V91H22ZM27 93L29 92L28 90L26 91ZM49 92V91H48ZM59 92V91H58ZM77 92V91H76ZM87 92H89L88 90H87ZM92 92V91H91ZM90 92V93H91ZM104 92V91H103ZM110 92H112V91H110ZM132 92V91H131ZM137 92H139L138 90L135 92V93H137ZM148 92V91H147ZM151 92V91H150ZM153 92H154V90H153ZM161 92V91H160ZM163 92H165V91H163ZM17 93H18V91H17ZM19 93H21V92H19ZM25 93V92H24ZM60 93V92H59ZM69 93H70V91H69ZM83 93V92H82ZM85 93H86V91H85ZM98 93V92H97ZM119 93V92H118ZM121 93V92H120ZM134 93V94H135ZM167 93V92H166ZM169 93H171V92H169ZM6 94H7V92H6ZM16 94V93H15ZM67 94V93H66ZM66 94H64V95H66ZM71 94V93H70ZM72 94H73V92H72ZM75 94V93H74ZM96 94V93H95ZM100 94V93H99ZM105 94V93H104ZM108 94V93H107ZM124 94V93H123ZM127 94V93H126ZM132 94V93H131ZM139 94V93H138ZM152 94V93H151ZM150 94V95H151ZM159 94V93H158ZM163 94H165V93H163ZM163 94L162 95H160V96H163ZM4 95H5V93H4ZM3 95V96H4ZM10 95V94H9ZM14 95V94H13ZM17 96L19 95V94H16ZM26 96H23V97H25V100L26 99H28V98H26L28 95L27 94H25ZM31 95V97H32V94H30ZM55 95H57L55 92H54V96ZM62 95V94H61ZM82 95V94H81ZM87 95L89 96V94L87 93ZM117 95V94H116ZM118 95H120V94H118ZM155 95V94H154ZM167 95V97L169 96L168 94H166ZM176 95V94H175ZM182 95H183V93H182ZM181 95V96H182ZM58 96V95H57ZM56 96V97H57ZM60 96V95H59ZM58 96V97H59ZM63 96V95H62ZM70 96V95H69ZM73 96V95H72ZM76 97H78V95H75ZM95 96H97V95H95ZM101 96H102V94H101ZM101 96H99V97H101ZM104 96V95H103ZM127 96V95H126ZM129 96H130V94H129ZM144 96V95H143ZM143 96H140L139 95V97L141 98V97H143ZM172 96V95H171ZM2 97V96H1ZM6 97L7 98H9V96H8V94L6 95ZM11 97H12V95H11ZM29 97V96H28ZM55 97V98H56ZM74 97V96H73ZM75 97V98H76ZM110 97V96H109ZM115 97V96H114ZM113 96L111 97L112 99L114 98ZM138 97V98H139ZM146 97H147V95H146ZM150 97V96H149ZM152 98H153V95L151 96ZM155 97H157L156 95L154 96V98ZM4 97H2V102H4V100L5 99H7V98H5V99H3ZM13 98H14V96H13ZM33 98V97H32ZM31 98V99H32ZM60 98H62V97H60ZM70 98H71V96H70ZM93 98V97H92ZM91 98V99H92ZM126 98H128V97H126ZM129 98H131V97H129ZM134 98V97H133ZM151 98V99H152ZM154 98H153V100L152 101H154ZM171 98V97H170ZM169 97H168V100L170 99ZM18 99V98H17ZM31 99H30V101H31ZM37 99V98H36ZM69 98H66L65 99V101L66 100H68ZM72 99V98H71ZM94 99V98H93ZM92 99V100H93ZM132 99V98H131ZM146 99V98H145ZM171 99H173V98H171ZM33 101L35 100L34 98L32 99ZM114 100H115V98H114ZM124 100H126V99H124ZM150 100V99H149ZM162 100V99H161ZM183 100V99H182ZM7 101H9V99H7ZM11 101V100H10ZM13 101V100H12ZM27 101V100H26ZM35 101H37V100H35ZM34 101V102H35ZM56 101H57V98H56ZM60 101V100H59ZM58 101V102H59ZM71 101V100H70ZM110 101H111V99H110ZM120 101H121V99H120ZM134 101V100H133ZM151 101V100H150ZM1 102V101H0ZM1 102V103H2ZM16 102H18V101H16ZM20 102V101H19ZM24 102V101H23ZM22 102V103H23ZM33 102V104H32V102H30V104H32V105H36V102L34 103ZM61 102H63V101H61ZM73 102H74V99H73ZM72 102V103H73ZM87 102V101H86ZM104 102H105V100H104ZM115 102V101H114ZM128 102H129V100H128ZM132 102V101H131ZM144 102H146V100L144 101ZM149 102V101H148ZM166 102V101H165ZM25 103V102H24ZM28 103V102H27ZM26 103V104H27ZM64 103V102H63ZM67 103V102H66ZM94 103V102H93ZM99 103V102H98ZM109 103V102H108ZM112 103V102H111ZM117 103V102H116ZM140 103V102H139ZM142 104H143V102H141ZM151 103V102H150ZM168 103V102H167ZM184 103V102H183ZM5 103H2V106L4 105ZM18 104V103H17ZM70 104V103H69ZM74 104V103H73ZM79 104H80V102H79ZM97 104V103H96ZM110 104V103H109ZM108 104V105H109ZM115 104V103H114ZM125 104V103H124ZM130 104V103H129ZM146 104V103H145ZM177 106H178V104L177 103H175ZM181 104V103H180ZM180 104H179V106H180ZM28 105H29V103H28ZM31 105V107H33ZM34 105V106H35ZM39 105V104H38ZM56 105V104H55ZM54 105V106H55ZM65 105V104H64ZM68 105V104H67ZM71 105V104H70ZM75 105V104H74ZM78 105V104H77ZM83 105V104H82ZM98 105V104H97ZM106 105V104H105ZM117 105V104H116ZM119 105V104H118ZM118 105H117V107H118ZM121 105L123 106V104L121 103ZM132 105V104H131ZM131 105H130V107H131ZM161 105V104H160ZM164 105V104H163ZM182 105V104H181ZM0 106H1V104H0ZM5 106V105H4ZM18 106V105H17ZM17 106H15V107H17ZM22 106V105H21ZM25 106H27V105H25ZM43 106V105H42ZM69 106V105H68ZM76 106V105H75ZM74 106V107H75ZM104 106V105H103ZM107 106V105H106ZM111 106V105H110ZM115 106V105H114ZM113 106V107H114ZM125 106V105H124ZM142 106V105H141ZM140 106V107H141ZM146 106H147V104H146ZM145 105H144V107H146ZM154 106V105H153ZM156 106V105H155ZM162 106V105H161ZM28 107V106H27ZM38 107V106H37ZM60 107V106H59ZM80 107V106H79ZM78 107V108H79ZM95 107V106H94ZM93 107V108H94ZM127 107V106H126ZM137 107H139V105L137 106ZM157 107H158V105H157ZM171 107V106H170ZM173 107V106H172ZM5 108V107H4ZM6 108H8V106L6 107ZM13 108V107H12ZM18 108V107H17ZM19 108H21V107H19ZM25 108V107H24ZM36 108V107H35ZM70 108V107H69ZM90 108V107H89ZM110 108V107H109ZM122 108H124V107H122ZM149 108H151L150 106H149ZM149 108L147 109V107H146V109H144V108H140V109H143L142 111L140 110V112H141V125H140V128L143 130V132H144V134H136V132H133V131H131V129H130V131L131 132H133V134H132V136L131 137H129L130 135H128V134H126L125 136H122V140H121V142L120 143H118V144H116V145H114V144H109V143H106L105 141H104V139H102V138H98L97 139V137H93L92 135H91V133L92 132H89V131H87L86 132V130H85V132H86V134H85V136L84 137H82V138H80L81 139V148H80V150H79V148H77V150H79L78 152L76 151L74 154H73V156H72V161H73V163H74V165H75V167H74V170H71V171H73V176L71 177L70 176V174L72 173H70L69 174V170L67 171L66 169H65V172L67 173L68 172V176H70L67 180H64V181H66V185L62 188L61 187V190L63 189V192H62V194L60 195V201H57L56 203H54V205L53 206H51L52 207V209H51V211H47V212H43V211H40V210H36L34 207L35 206H33V208H30V207H26L24 210H21V212H20V218H19V216L17 217V218H19L20 220H17V218H16V220H14V217H11L12 215H11V213L8 215V217L3 221V223H0V264H163V260H165L166 258L164 257V251H165V249H166V240L170 237V229H171V222H170V216H169V214H170V211H171V206H172V204H173V198H172V192L174 191V182H173V178L171 179V170H170V160H169V154H171L170 153V148L166 145V146H164V145H161V144H158V140H159V134H158V132H157V129L154 127V126H152L151 125V123L149 122V123H146V119L148 118L147 116L150 114V113H153L152 111H149ZM0 109H3V107H1ZM9 109V108H8ZM11 109V108H10ZM28 109V108H27ZM38 109H39V111H41V109H42V107H41V109L38 107ZM96 109L97 110H95L94 111V114H95V112H97L98 111V108L96 107ZM104 109V108H103ZM113 109V108H112ZM129 109V108H128ZM132 109H134L133 108V106H132ZM135 109H137V108H135ZM163 109V108H162ZM181 109V108H180ZM184 109H186V108H184ZM200 109V108H199ZM198 109V110H199ZM19 111H20V109H18ZM31 110H33V109H31ZM34 110H36V109H34ZM33 110V111H34ZM43 110V109H42ZM44 110H45V108H44ZM43 110V111H44ZM46 110H47V108H46ZM45 110V111H46ZM79 110H81V108L79 109ZM101 110V109H100ZM151 110V109H150ZM164 110H165V108H164ZM164 110H161V111H164ZM169 110V109H168ZM182 110V109H181ZM0 111H2V110H0ZM16 111V110H15ZM33 111H31V114L33 113ZM38 111V110H37ZM37 111H35L34 113H37ZM39 111H38V113H39ZM49 111V110H48ZM58 111H59V108H58ZM61 111H62V109H61ZM87 111H88V109H87ZM93 111V110H92ZM113 111V110H112ZM134 112H135V110H133ZM158 111V110H157ZM160 111V112H161ZM167 110H165L164 112H166ZM176 111V110H175ZM174 111V112H175ZM180 111V110H179ZM53 112V111H52ZM63 112V111H62ZM75 113H76V111H74ZM80 112H82V111H80ZM102 112H103V110H102ZM102 112H101V117H102ZM122 112V111H121ZM125 112V111H124ZM137 112V111H136ZM163 112V113H164ZM169 112H170V110H169ZM182 112V111H181ZM27 114H28V110H27V112H26ZM41 113V112H40ZM48 113V112H47ZM47 113H45V114H47ZM68 113V112H67ZM92 113V112H91ZM105 113V112H104ZM103 113V114H104ZM109 113V111H107V114ZM129 113H130V111H129ZM171 113V112H170ZM176 113H178V111H176ZM17 115V113H14V115ZM19 114H21V113H19ZM44 114V115H45ZM49 114V113H48ZM48 114H47V116H48ZM57 114H59V112L57 113ZM69 114H70V110H69ZM78 114V113H77ZM80 114V113H79ZM84 114H86V110H85V112H84ZM106 114V113H105ZM106 114V115H107ZM135 114V113H134ZM136 114H138V113H136ZM135 114V116H137ZM165 114V113H164ZM3 115V114H2ZM13 115V116H14ZM29 115H30V111H29ZM28 115V116H29ZM37 115V114H36ZM42 115V114H41ZM43 115V116H44ZM71 115V114H70ZM126 115H128V114H126ZM151 115H153V114H151ZM155 115V114H154ZM174 115H175V113H174ZM173 115V116H174ZM9 116V115H8ZM7 116V117H8ZM10 116H11V114H10ZM25 116V115H24ZM28 116H27V118H28ZM31 116H33V115H31ZM35 116V115H34ZM43 116H41V117H43ZM47 116H45L44 118H46ZM73 116H74V114H73ZM72 116V117H73ZM87 116V115H86ZM85 116V117H86ZM108 116H109V114H108ZM121 116V115H120ZM129 116V115H128ZM156 116V115H155ZM158 116V115H157ZM170 116H172V115H170ZM170 116L168 117V118H170ZM173 116H172V118H173ZM180 116H182V114L180 115ZM180 116H179V119H180ZM12 117V116H11ZM11 117H10V120H11ZM17 117V116H16ZM23 117V116H22ZM21 117V118H22ZM30 117V116H29ZM37 117V116H36ZM35 117V118H36ZM49 117H51V115L49 116ZM64 117V116H63ZM83 117V116H82ZM84 117V118H85ZM88 117V116H87ZM89 117H90V114H89ZM95 117V116H94ZM93 117V118H94ZM104 117V116H103ZM126 117V116H125ZM133 117L134 116H132V119H133ZM150 117V116H149ZM153 117V116H152ZM160 117V116H159ZM158 117V118H159ZM1 118V117H0ZM13 118V117H12ZM17 118H19V117H17ZM24 118V117H23ZM62 118V117H61ZM81 118V117H80ZM96 118H98V117H96ZM100 118V117H99ZM137 118V117H136ZM154 118V117H153ZM162 118H164V116L162 117ZM183 118V117H182ZM184 118H186V117H184ZM14 119V118H13ZM33 119H34V117H33ZM54 119V118H53ZM64 119V118H63ZM75 119V118H74ZM82 119V118H81ZM86 119L87 118H85L84 120L86 121ZM111 119H113V118H111ZM127 119H128V117H127ZM149 119V118H148ZM155 119V118H154ZM177 119H178V117H177ZM4 120V119H3ZM7 120V119H6ZM21 120V119H20ZM24 120V119H23ZM30 120V119H29ZM43 120V119H42ZM46 120H48V119H46ZM62 120V119H61ZM70 120H72V119H70ZM88 121H89V119H87ZM100 120V119H99ZM114 120V119H113ZM118 120V119H117ZM122 120V119H121ZM124 120V119H123ZM122 120V125L124 126V124H123V121ZM174 122L176 121V119L174 120V119H172ZM35 121L36 120H33V121H31V122H34V124L36 125V123H35ZM38 121V120H37ZM55 121V120H54ZM68 121V120H67ZM73 121V120H72ZM95 121V120H94ZM97 121V120H96ZM115 121V120H114ZM120 121V120H119ZM135 121H136V119H135ZM185 121V120H184ZM28 122H30V121H28ZM43 122V121H42ZM49 122H51L52 123V121H51V119H50V121ZM48 122V123H49ZM64 122V121H63ZM76 122V121H75ZM78 122H81V121H78ZM87 122V121H86ZM93 122V121H92ZM98 122V121H97ZM101 122H103L102 120H101ZM100 121H99V123H101ZM108 122H110V120L108 121ZM132 122V121H131ZM131 122H129V123H131ZM159 122V121H158ZM160 122H162L161 120H160ZM181 122V121H180ZM183 122V121H182ZM8 123H10V122H8ZM7 123V124H8ZM27 123V122H26ZM38 123H39V121H38ZM50 123V125H52ZM54 123V122H53ZM116 123V122H115ZM128 123V122H127ZM135 123H137V121L135 122ZM145 123L147 124V126H145ZM168 123V122H167ZM14 124V123H13ZM64 124H66V123H64ZM69 124H72V123H69ZM78 124V123H77ZM81 124V123H80ZM88 125H89V122L87 123ZM91 124H94V123H90V125ZM110 123H108V125H109ZM113 123H111L110 125H112ZM125 124H126V120H125ZM163 124V123H162ZM175 124V123H174ZM183 124H184V126H185V123L183 122ZM5 125V124H4ZM11 125V124H10ZM34 125V126H35ZM44 125V124H43ZM54 125H56L55 123H54ZM60 125V124H59ZM66 125H68V124H66ZM83 125V124H82ZM95 125V124H94ZM97 125V124H96ZM99 125V124H98ZM101 125V124H100ZM99 125V126H100ZM107 124H105V126H106ZM117 125V124H116ZM128 125V124H127ZM126 125V126H127ZM132 125V124H131ZM179 125V124H178ZM177 125V126H178ZM182 125V124H181ZM9 126V125H8ZM7 126V127H8ZM75 126H77V125H75ZM80 126V125H79ZM121 126V125H120ZM126 126H124V128L126 127ZM171 126V125H170ZM169 126V127H170ZM180 126V125H179ZM5 127H6V125H5ZM30 127H31V125H30ZM33 127V126H32ZM32 127H31V129H32ZM45 127V126H44ZM50 127V126H49ZM48 127V128H49ZM55 127V126H54ZM59 127V126H58ZM62 126H60V128H61ZM81 127H84V126H81ZM91 127H93V125L91 126ZM95 127V126H94ZM102 127H103V125H102ZM112 127V126H111ZM119 127V126H118ZM117 127V128H118ZM139 127V126H138ZM159 127V126H158ZM165 127V126H164ZM169 127H168V129H169ZM174 127V126H173ZM2 128H3V126H2ZM9 128V127H8ZM12 128V127H11ZM20 128V127H19ZM40 128V127H39ZM64 128V127H63ZM62 128V129H63ZM68 128H70V127H68ZM76 128V127H75ZM97 128H99L98 126L95 128V129H97ZM116 128V127H115ZM124 128H123V130H124ZM132 128V127H131ZM172 128V127H171ZM180 128V127H179ZM13 129V128H12ZM24 129V128H23ZM30 129V130H31ZM46 129V128H45ZM44 129V130H45ZM50 129V128H49ZM53 129V128H52ZM61 129V130H62ZM71 129V128H70ZM69 129V130H70ZM76 129H78V127L76 128ZM81 129H83V128H81ZM92 129V128H91ZM94 129V128H93ZM113 129H114V127H113ZM118 129H122V128H118ZM138 129V128H137ZM2 130V129H1ZM9 130V129H8ZM14 130H15V127H14ZM33 130V129H32ZM35 130V129H34ZM33 130V131H34ZM47 130V129H46ZM68 130V131H69ZM99 130V129H98ZM122 130V131H123ZM134 130H136V129H134ZM171 130V129H170ZM25 131V130H24ZM39 131H40V129H39ZM55 131V130H54ZM64 131H65V128H64ZM83 131V130H82ZM91 131V130H90ZM104 131H106V130H104ZM115 131H116V129H115ZM125 131V130H124ZM123 131V132H124ZM129 131V130H128ZM127 131V132H128ZM129 131V132H130ZM138 131H140V129L138 130ZM169 131V130H168ZM4 132V131H3ZM21 132H23V131H21ZM34 132H37V130L36 131H34ZM45 132V131H44ZM73 133H74V131H72ZM80 132V131H79ZM99 132V131H98ZM102 132V131H101ZM121 132V131H120ZM173 132V131H172ZM177 132V131H176ZM179 132H181V130L179 131ZM186 132V131H185ZM10 133V132H9ZM19 133V132H18ZM32 133V132H31ZM30 133V134H31ZM38 133V132H37ZM40 133V132H39ZM38 133V134H39ZM57 133V132H56ZM60 133V132H59ZM62 133V132H61ZM66 132H64L63 134H65ZM71 133V132H70ZM69 133V134H70ZM82 133V132H81ZM84 133V132H83ZM82 133V134H83ZM113 133H114V130H113ZM116 133V132H115ZM118 133V132H117ZM125 133H126V131H125ZM16 134V133H15ZM24 134V133H23ZM63 134H61V135H63ZM68 134V133H67ZM68 134V135H69ZM72 134V133H71ZM81 134V135H82ZM122 134V133H121ZM120 134V135H121ZM170 134V133H169ZM174 134V133H173ZM184 134V133H183ZM18 135H20V134H18ZM29 135V134H28ZM60 135V136H61ZM73 135V134H72ZM74 135L76 136V134L74 133ZM117 135H119V134H117ZM171 135L172 134H170V137H171ZM0 136H1V134H0ZM5 136V135H4ZM24 136H25V134H24ZM34 136V135H33ZM65 136H66V134H65ZM83 136V135H82ZM113 135H112V131H111V137H112ZM162 136H163V138L165 139V140H168L169 141V135L167 134V129L166 128H163V130H162ZM177 136H178V134H177ZM176 136V137H177ZM182 136H184V135H182ZM3 137V136H2ZM51 137V136H50ZM59 137V136H58ZM62 138H63V136H61ZM111 137H110V139H111ZM135 138V140H136V142H134V143H132L131 141H130V139L131 138ZM185 137L186 136H184L183 138L185 139ZM4 138V137H3ZM11 138V137H10ZM24 137H22V139H23ZM27 138V137H26ZM28 138H29V136H28ZM36 138H38V136H36ZM45 138H48V137H45ZM55 138V137H54ZM53 138V139H54ZM60 138V137H59ZM65 139L67 138V137H64ZM107 138V137H106ZM121 137H119V139H120ZM179 138H180V135H179ZM6 139H7V135H6ZM17 139H19L18 137H17ZM41 139V137H39V139H34L35 141H37V140H40ZM74 139H76L75 137H74ZM161 139V138H160ZM1 140V139H0ZM4 140V139H3ZM13 140V139H12ZM45 140V139H44ZM51 140V139H50ZM55 140H56V138H55ZM72 140V139H71ZM79 140V139H78ZM186 140V139H185ZM7 141V140H6ZM6 141H4V142H6ZM11 141V140H10ZM9 141V142H10ZM15 141V140H14ZM14 141H11V143H13L14 144ZM24 142L26 141V140H23ZM32 141V140H31ZM31 141H29L28 143V145H30L31 144V146H33L32 145V143H31ZM34 141V142H35ZM75 141V140H74ZM134 141V140H133ZM171 141V140H170ZM16 142V141H15ZM48 142V141H47ZM72 142H73V140H72ZM76 143H78L77 141H75ZM172 142H173V140H172ZM184 142V141H183ZM189 142V141H188ZM2 144H3V142H1ZM8 143V142H7ZM27 143V142H26ZM37 143V142H36ZM39 143V142H38ZM52 143H54V140L52 141ZM51 143V144H52ZM58 143H60L59 142V140H58ZM160 143H161V141H160ZM179 143V142H178ZM181 143H182V141H181ZM180 143V144H181ZM9 144V146L10 145H12L13 146V144H10V143H8ZM18 144V143H17ZM170 144V143H169ZM182 144H184V143H182ZM188 144H190V143H188ZM6 145V144H5ZM19 145V144H18ZM23 145V144H22ZM39 145V144H38ZM41 145V144H40ZM45 145V144H44ZM62 146H63V143L61 144ZM60 145V146H61ZM71 145V144H70ZM77 145V144H76ZM76 145H73V146H75V147H77ZM17 146V145H16ZM20 147H21V145H19ZM19 146H17V147H19ZM35 146V145H34ZM42 146V145H41ZM41 146H40V148H41ZM54 146V145H53ZM61 146V147H62ZM72 146V147H73ZM114 146H117V148L116 149H114ZM170 146H172V145H170ZM187 146V145H186ZM36 147V146H35ZM51 147V146H50ZM71 147V146H70ZM69 147V148H70ZM71 147V148H72ZM2 149H4L3 148V146L1 147ZM25 148V147H24ZM60 148V147H59ZM70 148V149H71ZM172 148V147H171ZM186 148V147H185ZM184 148V149H185ZM190 148V147H189ZM12 149V148H11ZM16 149V148H15ZM14 149V150H15ZM41 149H43V148H41ZM47 149V148H46ZM62 149V148H61ZM70 149H67L66 148V151L68 150L69 152H70ZM74 149V147L72 148V150ZM174 149V148H173ZM178 149V148H177ZM187 149V148H186ZM193 149H194V147H193ZM207 149H208V147H207ZM215 149V148H214ZM8 151H10L9 149H7ZM6 150V151H7ZM19 149H17V151H18ZM21 150V149H20ZM29 150V149H28ZM40 150V149H39ZM49 150V149H48ZM51 150V149H50ZM58 150V149H57ZM65 149L63 148V150H61V151H64ZM76 150V149H75ZM74 150V151H75ZM206 150V149H205ZM211 150V149H210ZM231 150H232V148H231ZM34 151V150H33ZM36 151V150H35ZM34 151V154L36 153ZM43 151V150H42ZM46 151V150H45ZM61 151H59V152H61ZM73 151V152H74ZM182 151V150H181ZM188 151V150H187ZM203 152H204V150H202ZM208 151V150H207ZM212 151V150H211ZM214 152L216 151V150H213ZM225 151H227V150H225ZM1 152V151H0ZM14 152V151H13ZM12 152V153H13ZM16 152V151H15ZM14 152V153H15ZM22 152H23V150H22ZM46 152H48V151H46ZM51 152V151H50ZM65 152V151H64ZM72 152V153H73ZM165 152L168 154V156H167V154L165 155ZM189 152H190V150H189ZM199 152H200V150H199ZM217 152V151H216ZM7 153H9V152H7ZM11 153V154H12ZM19 153H21V151L19 152ZM19 153L18 154H16V156L17 155H19ZM24 153H25V151H24ZM31 153V152H30ZM29 153V154H30ZM49 153V152H48ZM185 153H187V152H185ZM192 153V152H191ZM194 154H195V151L193 152ZM224 153V152H223ZM227 153H230V152H227ZM236 153V152H235ZM11 154H8V155H11ZM23 154V153H22ZM51 154V153H50ZM66 154V153H65ZM69 154V153H68ZM68 154H66V155H68ZM180 154V153H179ZM201 154H203V153H201ZM200 154V155H201ZM208 154V156H209V153H207ZM210 154H211V152H210ZM233 154V153H232ZM231 154V155H232ZM2 155V154H1ZM5 155V154H4ZM44 155V154H43ZM59 155V154H58ZM172 155H174V154H172ZM188 155V154H187ZM212 155H213V153H212ZM212 155H211V159H213L212 158ZM218 153H217V158H218ZM15 156V155H14ZM13 156V157H14ZM15 156V157H16ZM20 156V155H19ZM23 156H25V154L23 155ZM38 156V155H37ZM37 156H36V158H37ZM47 156V155H46ZM51 156V155H50ZM53 156V155H52ZM180 156H181V154H180ZM183 156V155H182ZM202 157H203V155H201ZM221 156V155H220ZM234 156V155H233ZM232 156V157H233ZM3 156H1V159H3L2 158ZM26 157V156H25ZM24 157V158H25ZM31 157L33 158V156L31 155ZM42 157V156H41ZM48 157V156H47ZM54 157V156H53ZM52 157V158H53ZM56 157V156H55ZM210 157V156H209ZM208 157V158H209ZM7 158V157H6ZM18 158V157H17ZM23 158V159H24ZM31 158V159H32ZM39 158V157H38ZM37 158V159H38ZM46 158V157H45ZM182 158V157H181ZM185 157L183 156V159H184ZM235 158V157H234ZM233 158V159H234ZM9 159H10V157H9ZM16 159V158H15ZM19 159V158H18ZM27 159V158H26ZM26 159H24V160H26ZM34 159V158H33ZM42 159V158H41ZM188 159V158H187ZM202 159V160H201ZM219 159V158H218ZM218 159H214V160H218ZM43 160V159H42ZM174 160V159H173ZM172 160V161H173ZM200 160L201 161H203V158H201L200 157ZM208 160V159H207ZM7 161V160H6ZM13 161V160H12ZM16 161V160H15ZM38 161H39V159H38ZM44 161V160H43ZM42 161V162H43ZM56 161V160H55ZM178 161V160H177ZM183 161V160H182ZM204 161H206V159H204ZM212 161V160H211ZM26 162V161H25ZM36 163L35 164H37V160L35 161ZM58 162V161H57ZM61 162V161H60ZM62 162H63V160H62ZM66 162V161H65ZM65 162H63V164L65 163ZM176 162V161H175ZM184 162H185V160H184ZM208 162H210V160L209 161H207V162H204V163H208ZM222 162H225V161H222ZM3 164H4V161L2 162ZM1 162H0V164H2ZM5 163H8V162H5ZM18 163V162H17ZM19 163L20 164H22L20 161H19ZM39 163H40V161H39ZM46 163V162H45ZM48 163V162H47ZM219 163V162H218ZM226 163V162H225ZM224 163V164H225ZM20 164H18V165H20ZM49 164V163H48ZM55 164H57V163H55ZM66 164V163H65ZM70 164H72V162H70ZM177 164V163H176ZM181 164V163H180ZM208 164H210V163H208ZM212 164V163H211ZM223 164V165H224ZM44 165H46V164H44ZM50 165V164H49ZM61 163H60V167H61ZM68 165V164H67ZM172 165V164H171ZM205 165V164H204ZM214 165H215V163H214ZM214 165H212V166H214ZM217 165V164H216ZM221 165V164H220ZM226 165V164H225ZM5 166V165H4ZM39 166H40V164H39ZM59 166H58V168H59ZM71 166V165H70ZM211 166V165H210ZM228 166V165H227ZM226 166V167H227ZM13 167V166H12ZM16 167H17V165H16ZM18 167H20V166H18ZM17 167V168H18ZM25 167V166H24ZM30 167V166H29ZM48 167V166H47ZM52 167V166H51ZM54 167V166H53ZM67 166L66 165H64V167H62L63 169L64 168H66ZM202 167V166H201ZM204 167V166H203ZM202 167V168H203ZM35 168V167H34ZM33 168V169H34ZM45 168V167H44ZM70 168H72V167H70ZM69 168V169H70ZM184 168V167H183ZM182 168V169H183ZM201 168V169H202ZM8 169V168H7ZM6 169V170H7ZM12 169V168H11ZM14 169H15V167H14ZM14 169H12V171L14 170ZM61 169V168H60ZM62 169V170H63ZM204 169V168H203ZM218 169V168H217ZM221 169V168H220ZM2 170V169H1ZM17 170V169H16ZM19 170V169H18ZM17 170V171H18ZM21 170V169H20ZM19 170V171H20ZM26 170V169H25ZM28 170V169H27ZM30 170H31V167H30ZM206 170V169H205ZM15 171V170H14ZM13 171V172H14ZM21 171H23V170H21ZM31 171H35V170H31ZM36 171H38V170H36ZM47 171V170H46ZM45 171V172H46ZM202 171V170H201ZM215 171H217V170H215ZM219 171V170H218ZM227 171V170H226ZM6 172V171H5ZM4 172V173H5ZM27 172V171H26ZM29 172V171H28ZM51 172V171H50ZM179 172V171H178ZM203 172V171H202ZM2 173H3V171H2ZM16 173V172H15ZM22 174L23 173H25V172H21ZM20 173V174H21ZM42 173H43V171H42ZM41 173V174H42ZM47 173V172H46ZM57 173V172H56ZM58 173H60L59 171H58ZM61 173H62V171H61ZM174 173H176V171L174 172ZM204 173V172H203ZM210 173V172H209ZM6 174V173H5ZM11 174V173H10ZM9 174V175H10ZM18 174V173H17ZM19 174V175H20ZM51 174V173H50ZM179 174V173H178ZM205 174V173H204ZM203 174V175H204ZM1 175V174H0ZM7 176H8V174H6ZM34 175V174H33ZM38 175L39 174H37V177H38ZM47 175V174H46ZM52 175V174H51ZM50 175V176H51ZM66 174H65V176H67ZM72 175V174H71ZM173 175V174H172ZM2 176H4V174L3 175H1V177ZM6 176V177H7ZM14 176V175H13ZM23 176L25 177V174H23ZM50 176H48L49 178L48 179H50ZM60 176V175H59ZM185 176V175H184ZM187 176V175H186ZM185 176V177H186ZM219 176V175H218ZM221 176V175H220ZM15 177V176H14ZM21 177H22V175H21ZM28 177H30V176H28ZM27 177V178H28ZM41 177H42V175H41ZM41 177H39V178H41ZM43 177H44V175H43ZM204 177H205V175H204ZM5 177H2V179L3 180H1L2 182L5 180L4 179ZM9 179H10V177H8ZM8 178H6V179H8ZM13 178V177H12ZM16 178V177H15ZM31 179H33L32 177H30ZM38 178V179H39ZM55 178H56V176H55ZM65 178V177H64ZM179 178V177H178ZM218 178H220V177H218ZM9 179H8V181H9ZM25 179V178H24ZM37 178H36V180H38ZM42 179V178H41ZM58 179V178H57ZM66 179V178H65ZM221 179V178H220ZM219 179V180H220ZM226 179H228V178H226ZM12 180H15V179H12ZM18 178H17V182H18ZM28 180V179H27ZM178 180V179H177ZM177 180H175V181H177ZM215 180V179H214ZM222 180V179H221ZM1 181H0V183H1ZM6 181V180H5ZM16 181V180H15ZM31 181V180H30ZM46 181V180H45ZM44 181V182H45ZM53 181H54V177H53ZM58 181V180H57ZM179 181V180H178ZM184 181H185V179H184ZM207 181H208V184L206 185L207 186V188H205L206 189V198H207V203H208V205H207V212H208V216H207V218L209 217V221H208V226L206 225V226H204V227H207L208 229H205L206 231H207V234H208V238H207V240H206V243L204 244L205 245V248H204V250H203V252L205 253V254H208L209 256L208 257H210L211 258V260H210V262H213L212 264H251V261H247V259H246V256H244V255H242L241 256V258H237V259H239L240 260V262L239 261H237V259H236V251H234L233 250V248L231 247V245H227V234H225V231L221 228V227H219V225L220 224H217V223H219V222H216V218L218 217L219 219H223L225 216V214H224V207H225V205H226V200L228 199V198H230V197H228V198H226L224 195H225V193L221 190L222 188H219L218 187V185H217V190H216V194H215V196H216V203H217V216H215V211H214V206H213V204H215L214 203V197H213V194H214V188H213V184H212V182L213 181H211V179H209V178H207ZM19 182H21L22 183V181H20L19 180ZM39 182H40V180H39ZM38 182V183H39ZM43 182V183H44ZM47 182V181H46ZM59 182H61V180L59 181ZM58 182V183H59ZM4 183V182H3ZM7 183V182H6ZM32 183V182H31ZM55 183V182H54ZM64 184H65V182H63ZM62 183V184H63ZM178 183V182H177ZM184 183V182H183ZM29 184V183H28ZM40 184H42V183H40ZM45 184V183H44ZM60 184V183H59ZM180 184V183H179ZM221 184V183H220ZM222 185V184H221ZM13 186V185H12ZM17 186H19V185H17ZM20 186H23V185H21L20 184ZM28 186V185H27ZM40 186V185H39ZM47 186V185H46ZM60 186H62V185H60ZM223 186V185H222ZM2 187H3V185H2ZM38 187V186H37ZM41 187V186H40ZM175 187H176V185H175ZM180 187V186H179ZM221 187V186H220ZM227 187V186H226ZM9 188V187H8ZM7 188V189H8ZM24 188H26V190H27V187H24ZM24 188H22V189H24ZM35 188V187H34ZM39 188V187H38ZM50 190H51V188L50 187H48ZM182 188V187H181ZM4 189V188H3ZM12 189V188H11ZM19 189V188H18ZM21 189V188H20ZM36 189V188H35ZM41 189H43V188H41ZM55 189V188H54ZM58 189H60V188H58ZM58 189H56V192H57V190ZM177 189H178V187H177ZM176 189V190H177ZM180 189V188H179ZM184 189V188H183ZM224 189V188H223ZM6 190V189H5ZM17 190V189H16ZM226 190V189H225ZM4 191V190H3ZM9 191V190H8ZM10 191H12V190H10ZM23 191V190H22ZM21 191V192H22ZM44 191V190H43ZM52 191V190H51ZM179 191H182V189L181 190H179ZM178 191V192H179ZM227 191V190H226ZM31 192V191H30ZM55 192V193H56ZM183 192V191H182ZM182 192H180V193H182ZM187 192V191H186ZM1 193V192H0ZM8 193V192H7ZM14 193V192H13ZM33 193H34V191H33ZM39 193H41V192H39ZM49 193V192H48ZM176 193V192H175ZM180 193H178V194H176V195H179ZM204 193H205V191H204ZM9 194V193H8ZM22 194V193H21ZM29 194H32V193H29ZM185 194V193H184ZM13 194H12V192H11V196H12ZM33 195H35V194H33ZM181 195V194H180ZM16 196V195H15ZM40 196H42V195H40ZM49 196V195H48ZM184 196V195H183ZM227 196V195H226ZM2 197V196H1ZM19 197V196H18ZM24 197H25V195H24ZM43 197V196H42ZM50 197V196H49ZM52 197L53 198H56V197H54L53 195H52ZM13 198H14V196H13ZM12 198V199H13ZM27 198V197H26ZM30 198H32V197H30ZM36 198V197H35ZM34 198V199H35ZM44 198V197H43ZM177 198V197H176ZM1 199V198H0ZM23 199H25V198H23ZM27 199H29V197L27 198ZM37 199V198H36ZM57 199H58V196H57ZM181 199H183L182 197H181ZM186 199V198H185ZM233 199V198H232ZM231 199V200H232ZM4 200V199H3ZM15 200V199H14ZM32 200V199H31ZM41 200V199H40ZM44 200V199H43ZM59 200V199H58ZM230 200V201H231ZM18 201V200H17ZM26 201V200H25ZM28 201V203L30 202H32V201H29V200H27ZM26 201V202H27ZM45 201V200H44ZM206 201V200H205ZM4 201H2V203H3ZM14 202V201H13ZM25 202V203H26ZM178 202V201H177ZM183 202V201H182ZM185 202V201H184ZM34 203H36V202H34ZM49 203V202H48ZM189 203V202H188ZM14 203H12V205H13ZM41 204V203H40ZM52 204H53V202H52ZM0 205H2V204H0ZM20 205V204H19ZM18 205V206H19ZM205 205V204H204ZM216 205V204H215ZM7 205H6V203H5V207H6ZM9 206V205H8ZM178 206V205H177ZM191 206V205H190ZM189 206V207H190ZM24 207V206H23ZM41 207V206H40ZM45 207V206H44ZM192 207H193V205H192ZM229 207V206H228ZM0 208H1V206H0ZM9 208V207H8ZM11 208V207H10ZM37 208V207H36ZM178 208V207H177ZM185 208V207H184ZM191 208V207H190ZM226 208V207H225ZM12 209V208H11ZM44 209V208H43ZM50 209V208H49ZM204 209H206V208H204ZM5 210V209H4ZM6 210H8L7 209V207H6ZM187 210V209H186ZM9 211V210H8ZM12 211V210H11ZM177 211V210H176ZM179 212H180V209L178 210ZM177 211V212H178ZM188 211V210H187ZM227 211V210H226ZM206 212V213H207ZM3 213V212H2ZM7 213V212H6ZM9 213V212H8ZM193 213V212H192ZM205 213V214H206ZM16 214V212H14V214L13 215H15ZM17 214H19L18 212H17ZM16 214V215H17ZM182 214V213H181ZM188 214V213H187ZM195 214V213H194ZM15 215V216H16ZM175 215V214H174ZM2 216V215H1ZM0 216V217H1ZM4 216V215H3ZM183 216H184V214H183ZM191 216H192V214H191ZM193 217V216H192ZM206 217V216H205ZM177 218V217H176ZM186 218V217H185ZM195 218V217H194ZM207 218H205L206 220H207ZM2 219V218H1ZM188 219V218H187ZM186 219V220H187ZM197 219V218H196ZM227 219H228V217H227ZM174 222H176V221H174ZM194 222V221H193ZM198 222V219H197V221H196V223ZM173 223V222H172ZM206 223V222H205ZM224 223L225 224H227L225 221H224ZM176 224V223H175ZM175 224H174V226H175ZM191 224V223H190ZM192 224H194V223H192ZM223 224V223H222ZM224 224V225H225ZM199 225V224H198ZM176 226H178V225H176ZM175 226V227H176ZM194 226V225H193ZM189 227V226H188ZM190 227H192V226H190ZM225 227V226H224ZM227 227V226H226ZM177 228V227H176ZM175 228V229H176ZM183 228H185V226L183 227ZM194 228H195V226H194ZM197 228V227H196ZM228 228H229V226H228ZM181 229V228H180ZM191 230H193L192 228H190ZM199 229V228H198ZM203 229V228H202ZM231 230H232V228H231ZM182 231V230H181ZM193 231H191V233H192ZM205 233V232H204ZM230 233H232V232H230ZM196 235H197V233H196ZM194 236H195V234H194ZM193 236V237H194ZM237 236V235H236ZM192 237V234H191V238L193 239L192 241H194V238ZM200 237V236H199ZM202 237V236H201ZM206 237V236H205ZM176 238V237H175ZM197 238V237H196ZM232 238H234V237H232ZM236 238V237H235ZM190 239V238H189ZM198 239V238H197ZM172 240V239H171ZM175 240H177V239H175ZM204 240V239H203ZM203 240H201V242H204ZM180 241V240H179ZM200 241V240H199ZM173 241H171V243H172ZM189 242V241H188ZM187 243V242H186ZM190 243V242H189ZM193 244H194V242H192ZM191 243V244H192ZM199 243V242H198ZM196 244V243H195ZM194 244V245H195ZM203 244H201V245H203ZM190 245V244H189ZM193 245V246H194ZM203 245V246H204ZM236 245V244H235ZM171 246V245H170ZM199 246V245H198ZM195 247V246H194ZM173 248H174V246H173ZM176 248V247H175ZM174 248V249H175ZM190 248V247H189ZM203 248V247H202ZM169 249H171V248H169ZM180 249V248H179ZM194 249V248H193ZM182 249H180V251H181ZM169 252H170V250H168ZM171 251H173L174 252V250H171ZM178 251V250H177ZM186 251V250H185ZM189 251V253L191 254V252H190V250H188ZM239 251H240V249H239ZM243 252H244V250H243ZM247 252V251H246ZM171 253V252H170ZM178 253H179V251H178ZM199 253V252H198ZM239 253V252H238ZM242 253V252H241ZM167 254V253H166ZM169 254V253H168ZM173 254V253H172ZM200 254V253H199ZM189 255V254H188ZM183 256H186V255H184L183 254ZM198 256V255H197ZM196 256V257H197ZM205 256V255H204ZM163 257H164V259H163ZM179 257H180V255H179ZM189 257V256H188ZM206 258H207V256H205ZM170 258V257H169ZM177 258V257H176ZM175 258V259H176ZM190 258V257H189ZM179 259V258H178ZM196 259V258H195ZM249 259V258H248ZM167 260V259H166ZM187 260H188V258H187ZM191 261V260H190ZM197 261H199V260H197ZM196 261V262H197ZM203 261V260H202ZM170 262H172L171 260H170ZM184 262H185V260H184ZM188 262V261H187ZM204 262V261H203ZM209 262V263H210ZM166 263V262H165ZM175 263V262H174ZM183 263V262H182ZM200 263V262H199ZM253 263V262H252ZM168 264V263H167ZM176 264V263H175ZM181 264V263H180ZM206 264H208L207 262H206ZM211 264V263H210Z\"/></svg>", "mask_w": 264, "mask_h": 264}]
</instances>
